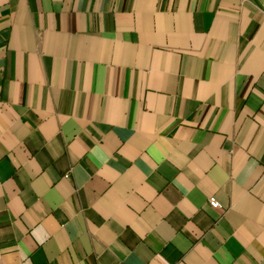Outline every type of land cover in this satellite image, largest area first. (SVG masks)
Segmentation results:
<instances>
[{
  "label": "crops",
  "instance_id": "crops-1",
  "mask_svg": "<svg viewBox=\"0 0 264 264\" xmlns=\"http://www.w3.org/2000/svg\"><path fill=\"white\" fill-rule=\"evenodd\" d=\"M0 264H264V0H0Z\"/></svg>",
  "mask_w": 264,
  "mask_h": 264
},
{
  "label": "built area",
  "instance_id": "built-area-1",
  "mask_svg": "<svg viewBox=\"0 0 264 264\" xmlns=\"http://www.w3.org/2000/svg\"><path fill=\"white\" fill-rule=\"evenodd\" d=\"M209 203L214 208H222L223 207L222 203L214 195L210 196Z\"/></svg>",
  "mask_w": 264,
  "mask_h": 264
}]
</instances>
